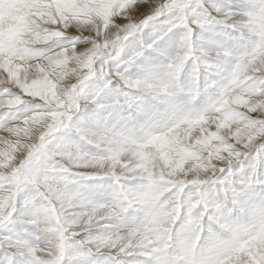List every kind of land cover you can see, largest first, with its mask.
Here are the masks:
<instances>
[{
  "label": "snow or ice",
  "instance_id": "6c2138e0",
  "mask_svg": "<svg viewBox=\"0 0 264 264\" xmlns=\"http://www.w3.org/2000/svg\"><path fill=\"white\" fill-rule=\"evenodd\" d=\"M0 264H264V0H0Z\"/></svg>",
  "mask_w": 264,
  "mask_h": 264
}]
</instances>
